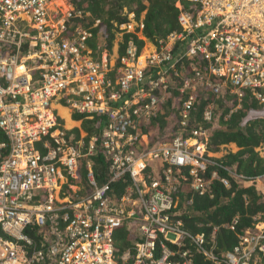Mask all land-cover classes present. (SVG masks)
<instances>
[{"label":"built area","instance_id":"2783aa9c","mask_svg":"<svg viewBox=\"0 0 264 264\" xmlns=\"http://www.w3.org/2000/svg\"><path fill=\"white\" fill-rule=\"evenodd\" d=\"M173 1L179 29L150 41L145 11L130 12L113 51L94 56L86 42L100 19L86 25L89 12L70 0H0V264H264L260 214L239 232L238 215L221 224L236 243L216 252L219 225L209 237L191 233L177 209L184 186L199 196H211L214 180L229 187L219 169L235 173L216 159L238 147L211 150L201 125L152 144L142 128L171 88L185 95L183 127L199 90L238 101L250 91L264 110V0ZM127 32L143 44L130 39L119 55ZM59 106L104 117L101 132L72 141ZM257 117L251 109L244 122ZM255 150L264 157V145ZM121 228L130 239L118 250Z\"/></svg>","mask_w":264,"mask_h":264},{"label":"trees","instance_id":"16d2710c","mask_svg":"<svg viewBox=\"0 0 264 264\" xmlns=\"http://www.w3.org/2000/svg\"><path fill=\"white\" fill-rule=\"evenodd\" d=\"M70 1L76 7L89 12L86 25L93 24L96 18L100 19L99 25L93 28L92 37L86 42L94 56L99 55L104 49L113 51L116 30L121 23L128 21L130 12L138 19L145 11L143 34L150 41L180 27L177 21L178 9L174 6L173 0ZM130 39L138 47L143 44V40L138 39L135 33H123L116 51L119 55L124 53ZM175 83L180 84L181 79L176 78ZM184 96L171 88L161 104L158 115L142 128L144 131L152 128V132L148 133L149 143L152 144L157 140L171 137L179 130L183 135H188L193 128L201 125L208 131V145L211 150L218 151L221 145L227 143H235L238 147L236 151H228L216 159L235 173L230 174L219 169L220 175L229 180V187L224 186L219 180H214L211 183V196L207 194L199 196L192 194L188 186H184L179 191L177 205L184 228L191 233L204 232L209 237L213 226L219 225L215 232L216 252H224L236 243V232L221 227V224L229 223L233 216L238 215L236 230L239 232L251 226L253 216L260 214L261 219H264V157L255 150L256 147L264 145V118H251L244 122L249 111L260 108L261 105L250 91H245L238 101L236 96L228 91L213 95L205 90H199L188 113V124L183 127L179 122ZM209 104H213V109L211 120L207 121L204 119V110ZM236 106L238 107L235 109ZM61 113L66 115V110L61 109ZM72 117L81 120L80 129L85 132V140L101 132L104 117L86 119L80 113H73ZM72 124L67 119V125ZM169 124L173 125L168 129ZM67 132L72 141H76L80 136L79 128H72ZM209 167V170L215 168L212 165ZM94 172L98 183H103L108 177L107 164L101 153L95 161ZM123 186L122 181L114 183V187L119 190ZM129 239V231L124 228L118 230L115 235L118 250H122L129 243ZM199 260L198 263L205 262L201 257ZM205 263L209 264L208 261Z\"/></svg>","mask_w":264,"mask_h":264},{"label":"crops","instance_id":"0c3cea01","mask_svg":"<svg viewBox=\"0 0 264 264\" xmlns=\"http://www.w3.org/2000/svg\"><path fill=\"white\" fill-rule=\"evenodd\" d=\"M61 109L66 110V115H63V114L61 113ZM58 113H59V115H60V117H61V119H62L64 125H65L68 129L79 128V130H80V135L85 133L82 129H80L81 120H80V119H79V120H75V119L72 117L73 113L71 114L70 111H69V109H68L66 106H65V107H64V106H59V107H58ZM67 119H69V121H70L71 123H73V124L70 125V126H68V125H67ZM74 123H77V124H74ZM231 144L233 145L234 148L236 147V146H234L235 143H231Z\"/></svg>","mask_w":264,"mask_h":264},{"label":"rangeland","instance_id":"374dc122","mask_svg":"<svg viewBox=\"0 0 264 264\" xmlns=\"http://www.w3.org/2000/svg\"><path fill=\"white\" fill-rule=\"evenodd\" d=\"M131 23H132V21H130ZM133 24V23H132ZM117 32V31H116ZM116 34V33H115ZM116 40H118L117 39V36H116V38H115V42H116ZM114 42V43H115ZM150 43L148 42V41H146L145 42V46H146V48H148V47H150V45H149ZM143 50H145V48H143ZM255 112H257L258 113V116H263L264 117V110H263V107L261 106L260 108H256L255 109ZM173 124H169L168 125V129L172 126Z\"/></svg>","mask_w":264,"mask_h":264}]
</instances>
